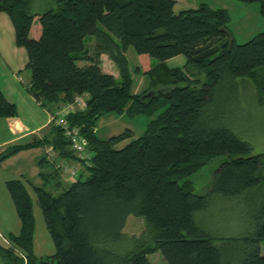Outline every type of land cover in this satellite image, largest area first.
Listing matches in <instances>:
<instances>
[{
  "label": "trees",
  "instance_id": "obj_1",
  "mask_svg": "<svg viewBox=\"0 0 264 264\" xmlns=\"http://www.w3.org/2000/svg\"><path fill=\"white\" fill-rule=\"evenodd\" d=\"M53 1L56 11L35 15L31 0H0V15H7L14 45L26 53L27 92L40 108L51 114L88 95L85 110L72 113L67 121L86 139L91 158L88 164L79 160L62 130L53 125H48L46 136L0 153L1 165L20 152L51 147L55 160L76 161L87 174H78L74 183L54 194L46 190L47 182L61 171L42 158V186L27 180L5 183L20 231L8 235L9 247L0 246V263L150 264L148 256L159 253L166 264H264V220L243 239L239 255L229 256L194 222L211 197H237L263 181L264 155H252L247 142L216 122L211 108L222 91L234 93L236 80L242 78L253 82L264 106V32L235 45L227 27L229 13L203 4L174 14L172 0ZM236 1L258 2L264 17V0ZM87 37L94 39L91 49ZM129 48L142 61L133 74L149 81V89L140 94L132 93ZM102 55L116 67L118 78L103 72ZM177 56L204 71L207 82L201 84L187 70L168 68L165 62ZM108 114L154 118L142 136L117 150L113 146L131 132L99 138L97 122ZM15 117L16 105L0 89V119ZM222 155L228 160L213 173L209 193L196 195L186 179ZM47 166L52 167L50 173L43 171ZM26 184L54 245L51 256L34 254L35 221ZM130 216L141 218L146 230L133 250L120 252L117 245Z\"/></svg>",
  "mask_w": 264,
  "mask_h": 264
},
{
  "label": "rangeland",
  "instance_id": "obj_2",
  "mask_svg": "<svg viewBox=\"0 0 264 264\" xmlns=\"http://www.w3.org/2000/svg\"><path fill=\"white\" fill-rule=\"evenodd\" d=\"M175 2L173 13L178 14L183 10L196 9L200 5H206L211 9H221L229 13L230 22L228 30L231 32L235 45H241L258 34L264 32V17L259 12V3H242L236 0H172ZM57 10V4L53 0H31V12L40 15L46 10ZM33 37V35H31ZM93 37L86 38V45L91 49ZM126 58L129 63L130 72L133 75L134 86L132 93L140 94L149 89L148 78L141 73L133 74V70L137 67L141 68L142 61L132 48L126 52ZM152 65L156 61L150 60ZM27 62L26 53L23 49L16 48L14 45L13 27L6 14L0 16V88L5 90L9 86L19 93L24 104L30 103L27 87L29 85L30 74L25 70ZM168 68H181L189 71L193 79H198L201 84L207 82V76L204 71L195 69L193 66H187L184 56H177L167 60ZM79 66H81L78 63ZM109 63L104 64V68L108 70ZM101 68L102 64H101ZM103 70V69H102ZM118 77V73H116ZM235 92L222 91L217 97L215 104L211 108L212 115L219 125L228 128L237 138L247 142L251 147L252 155H264V106L259 104L258 95L253 82L249 79H237ZM27 105V106H28ZM34 107V103H31ZM23 106V105H22ZM25 107V106H24ZM38 112L42 119H47L45 110L38 108ZM154 117L145 115L123 114L117 116L108 114L103 116L96 126L97 136L101 139H108L118 136L126 131L131 132V137L113 146L114 149H121L131 140L137 139L145 132L146 125ZM49 119V116H48ZM48 125L50 123L48 122ZM48 128L43 129L46 133ZM31 140V137L22 141L23 143ZM5 149V148H4ZM226 155L216 156L198 172L189 176L186 180L192 183L194 193L200 196H206L212 183L213 173L217 168L226 162ZM35 167L28 163H13L0 169V188L7 194V189L2 185V178L8 180H22L18 174L24 176H32ZM263 181L251 189H248L237 197L224 198L221 196L211 197L207 207L194 215L195 224L205 230L213 239L215 246L223 252L224 255H236L244 248L243 239L251 235L258 221L264 220V171ZM182 181L179 182L181 184ZM50 183L47 184L46 190L50 189ZM28 193L36 200L32 189L26 184ZM65 190V187H63ZM61 191H59L60 193ZM54 193V194H59ZM9 197V196H8ZM35 206V203H33ZM14 215V214H13ZM16 217V216H15ZM0 218L5 219V223L9 228H13L12 209L11 213L8 206L2 200L0 195ZM36 239L39 242L37 249V257L50 256L55 253L54 245L45 228L44 221L36 202ZM145 223L141 218L130 216L127 218L123 228V239L117 245L120 252L133 250L137 240L145 233ZM0 233L8 238L7 232L0 228ZM237 255V257H238ZM260 255L264 256V241L260 244ZM150 264H166L165 260L159 253L148 256ZM1 264V263H0ZM236 264H239L236 263Z\"/></svg>",
  "mask_w": 264,
  "mask_h": 264
},
{
  "label": "crops",
  "instance_id": "obj_3",
  "mask_svg": "<svg viewBox=\"0 0 264 264\" xmlns=\"http://www.w3.org/2000/svg\"><path fill=\"white\" fill-rule=\"evenodd\" d=\"M107 62L110 64L108 70H106L104 68V64ZM101 63H102V67H103L102 68L103 72H105L109 75H112L114 78H118V77H116V73H118L116 67L112 64V62L108 59V57L106 55L101 56ZM1 91L4 94V97L8 102L16 105L17 117L0 119V153L6 147H9L12 145H21V144H25V143H30L35 137L41 138L42 136H46L48 134V132H49L48 130L46 131V133H41L40 135L37 134V133L42 132L43 129H45V130L47 129L49 114L46 111L45 115L47 116V119L46 120L42 119L40 116V113L38 112L39 105L34 101V99L30 95H28V96H30V103H29V105L27 104L28 105L27 106L26 104H24L22 97H20L19 93H17V91H14L13 88L6 86L5 90L1 89ZM133 94H136V92H134ZM31 103L35 104L34 107L31 105ZM29 137H31V140H29L25 143L22 142V141L28 139ZM48 148L49 147L36 148V149H31V150L20 152L17 155L5 160L0 165V169L3 168L4 166H8V165H11L13 163L21 162V163L25 164V163L30 162L31 165H33L35 167L34 173L32 174V176H29L28 178H26L27 176H24V174H18V175H20L22 177V180H27L33 186L40 187L43 185L44 181L40 177V169L38 167V162L42 158H46L48 160V162L50 161L46 156V153L49 151ZM52 156H53L52 162H55V164H61L62 163L64 165H66L67 167H72V166L76 167L78 169L77 176H78V174L87 175L83 171V168L79 165L78 162L72 161V160H70V161H68V160H55L56 154L53 152V150H52ZM51 170H52V167L47 166L43 171L50 173ZM77 176L75 177V179H71L65 173L63 174L61 172L60 175H58V176L55 175L56 178L50 180L49 182H47V184L50 183L49 184L50 189L53 191V193H59V191H61V192L63 191V187H65V189H66L69 185L74 183L76 181ZM1 181H2V185L6 188L5 183L7 181H10V180H8V178H2ZM7 194L8 195H5V193H3V191L0 188V195H1L2 200L5 203V205L8 206L10 213H11V209H12L11 220L13 223V228L11 230V228H9V225L7 223H5V219H2V218H0V228L4 229V231L7 232V234H9V235L10 234L17 235L20 231V220H19V218L15 212V209H14V206H13L12 201L10 199L8 191H7ZM29 196H30L31 201H32V212H33L34 221H35L33 251H34V254H37V249L39 250V247H38L39 242L36 239V229L38 226V224H37L38 222L36 219V200L34 201L30 194H29ZM33 203H35V206L33 205ZM0 246L5 247V248L9 247L6 238L1 233H0ZM43 257H47V256H43Z\"/></svg>",
  "mask_w": 264,
  "mask_h": 264
},
{
  "label": "built area",
  "instance_id": "obj_4",
  "mask_svg": "<svg viewBox=\"0 0 264 264\" xmlns=\"http://www.w3.org/2000/svg\"><path fill=\"white\" fill-rule=\"evenodd\" d=\"M87 94L76 97L71 103L61 106L53 113L49 114L48 122L50 125L58 127L62 130L64 138L69 143L70 150L76 155V157L88 164L91 155L88 152V143L86 139L81 136L80 131L76 127H71L67 121L72 113L77 111H83L86 107ZM49 151L46 156L49 160H53L52 148H48ZM55 167L59 169L63 174L65 173L71 179H75L78 173V169L74 166L67 167L64 164H56Z\"/></svg>",
  "mask_w": 264,
  "mask_h": 264
}]
</instances>
